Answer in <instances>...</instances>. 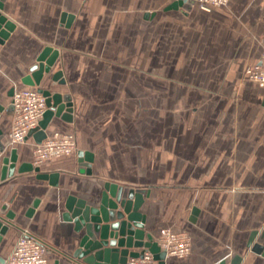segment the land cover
Returning <instances> with one entry per match:
<instances>
[{
	"label": "crops",
	"instance_id": "0c3cea01",
	"mask_svg": "<svg viewBox=\"0 0 264 264\" xmlns=\"http://www.w3.org/2000/svg\"><path fill=\"white\" fill-rule=\"evenodd\" d=\"M158 1L5 0L3 14L16 25L0 43L7 153L16 148L19 165L33 162V137L10 144L9 93L29 87L22 79L49 46L60 56L41 88L71 96L73 121L53 118L47 132L75 134L78 148L41 167L58 174L57 186L35 172L0 179V211L8 204L16 214L3 258L29 230L50 246V264H79L80 234L63 218L67 199L98 202L109 182L149 190L147 232L191 236V254L167 264H232L237 256L240 264H264L248 248L252 232H264V86L244 81L261 57L264 0H231L220 12L202 11L219 18L194 25L185 13L173 19L169 6L162 18ZM65 13L74 16L70 26ZM58 71L63 85L52 80ZM81 151L93 154L90 175L79 171Z\"/></svg>",
	"mask_w": 264,
	"mask_h": 264
},
{
	"label": "water",
	"instance_id": "95a60500",
	"mask_svg": "<svg viewBox=\"0 0 264 264\" xmlns=\"http://www.w3.org/2000/svg\"><path fill=\"white\" fill-rule=\"evenodd\" d=\"M4 2L0 0V43H4L14 32L16 25L4 14ZM196 0H177L167 9H179L187 14L192 10ZM149 17V14H146ZM73 15L63 14L62 22L70 26ZM60 56L59 50L53 47H46L38 56L37 64L30 68V74L22 79L25 86L37 87L47 99L48 109L44 114L40 126L32 130L29 137H33L36 144H41L48 136V128L53 118H60L62 121L71 123L73 121V104L69 94H53L50 90L41 88L45 74L52 71ZM52 80L65 84L63 72H56ZM14 89L9 97L14 94ZM1 110V109H0ZM8 112L14 111L11 104ZM8 145L4 142V133L0 130V179L5 181L13 178L16 173L25 174L35 172L39 180L50 181L53 186L58 185V174H46L41 168L34 167L31 162L19 163V153L16 148L7 153ZM93 154L79 152V171L81 174L90 175ZM149 190L145 188H127L115 183H105L104 190L98 202H88L85 199H78L70 196L66 202L67 212L63 215L66 222L75 225V231L80 234L79 247L73 254V258L79 264H127L129 259L139 258L145 252H150L159 264H166V253L158 246L155 235L146 231L147 216L143 212L145 199ZM39 200L36 199L27 212L31 217L37 208ZM194 215L198 209L194 208ZM16 214L9 210V205L3 206L0 211V246L8 234ZM264 232L259 236L257 231L252 232L248 241V248L256 254L264 256ZM241 257H235L232 264H240ZM0 264H5V258L0 256ZM220 264H226L225 261Z\"/></svg>",
	"mask_w": 264,
	"mask_h": 264
},
{
	"label": "built area",
	"instance_id": "2783aa9c",
	"mask_svg": "<svg viewBox=\"0 0 264 264\" xmlns=\"http://www.w3.org/2000/svg\"><path fill=\"white\" fill-rule=\"evenodd\" d=\"M231 0H196L195 7L203 12L226 6ZM262 52L257 64L246 70L248 79L264 86V37L261 40ZM14 106V124L9 134L12 146L26 142L32 130L40 126L48 109L46 97L35 87L15 89L12 96ZM78 141L75 134L56 131L47 136L41 144H35L34 167L41 168L46 162L68 157L76 153ZM158 246L166 253V264L170 258L183 259L191 254L192 240L187 232L165 228L155 237ZM50 246L40 237L23 230L5 264H50L48 252ZM127 264H159L150 252L139 258L129 259Z\"/></svg>",
	"mask_w": 264,
	"mask_h": 264
},
{
	"label": "rangeland",
	"instance_id": "374dc122",
	"mask_svg": "<svg viewBox=\"0 0 264 264\" xmlns=\"http://www.w3.org/2000/svg\"><path fill=\"white\" fill-rule=\"evenodd\" d=\"M163 1L164 2L158 1L157 4L155 5L158 8V10L160 9L158 13H160V16L162 15L161 16L162 18L166 14V12L164 11V8L170 6L171 4H173L177 0H163ZM229 5L230 4H228L226 6H223V7H219L220 9H218V12H220L223 9L229 8ZM183 10L184 9L182 7H180L177 10L176 9H172L171 13H169V14H172L173 19H175V18L178 19V17H180L181 14H182L181 16H185V15H183V13H184ZM187 15L188 16H186V17L189 18V20L193 21V25H194L195 20H197V19H205V20H207V19L214 18V17H216V18L220 17L219 14H212V15L211 14H202V11L200 12V9L198 7H195V6H193L192 10H190L187 13ZM146 62H147V60H144V62H142L141 68L146 67V65H147ZM136 65L138 66V64H136ZM245 76H246L245 77L246 79L244 81H250L248 79L247 75H245Z\"/></svg>",
	"mask_w": 264,
	"mask_h": 264
}]
</instances>
